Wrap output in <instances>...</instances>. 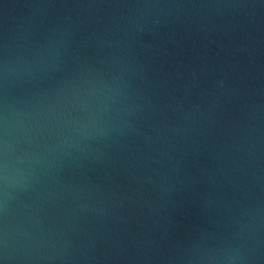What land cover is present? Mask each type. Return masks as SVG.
<instances>
[{"label": "water", "instance_id": "water-1", "mask_svg": "<svg viewBox=\"0 0 264 264\" xmlns=\"http://www.w3.org/2000/svg\"><path fill=\"white\" fill-rule=\"evenodd\" d=\"M0 264H264V0H0Z\"/></svg>", "mask_w": 264, "mask_h": 264}]
</instances>
